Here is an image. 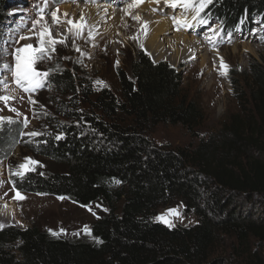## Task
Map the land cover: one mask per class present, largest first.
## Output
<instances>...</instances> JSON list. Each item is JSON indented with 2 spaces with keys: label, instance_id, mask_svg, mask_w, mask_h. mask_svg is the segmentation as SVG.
<instances>
[{
  "label": "trees",
  "instance_id": "1",
  "mask_svg": "<svg viewBox=\"0 0 264 264\" xmlns=\"http://www.w3.org/2000/svg\"><path fill=\"white\" fill-rule=\"evenodd\" d=\"M6 4L0 0V22ZM201 17L226 31L239 20L247 28L264 20V0H211ZM118 76V93L102 88L94 112L67 113L73 123L62 135L39 143L54 171L10 177L21 193L102 201L110 212L92 224L94 241L2 228L0 264H264V71L253 69L247 105L218 132L178 147L150 135L160 125L200 135L205 112L184 93L182 73L139 51ZM55 80L75 92L69 73ZM176 203L197 217L194 225L156 220L159 208Z\"/></svg>",
  "mask_w": 264,
  "mask_h": 264
},
{
  "label": "rangeland",
  "instance_id": "2",
  "mask_svg": "<svg viewBox=\"0 0 264 264\" xmlns=\"http://www.w3.org/2000/svg\"><path fill=\"white\" fill-rule=\"evenodd\" d=\"M57 1L7 0L0 22V80L8 83L7 90L0 85V95L13 97L7 106L0 101V117H8L13 121L0 122V206L5 202L13 203L24 225L22 228L0 225V229L25 231L38 228L68 241L93 242L92 224L109 214V208L102 201L82 206L59 197L34 193L19 192L24 199H17L15 197L18 191L10 184V177L17 176L13 174L17 166L25 163V157H31L39 162L31 165L33 170L41 173L54 171L57 167L38 155L36 149L39 143L47 136L62 135L59 129L64 124L73 123V118L68 117L67 113L92 112L91 102L102 88L107 87L118 93L119 70H126L128 62L139 51L146 52L155 63L166 62L177 68L184 76V93L205 112V121L196 138H192L181 125H160L150 137L159 146L197 145L200 138L218 132L234 113L241 110L242 103L247 105L249 75L255 67L264 71V20L257 17L247 28L239 20L235 28L226 31L218 23H199L201 19L208 22L210 17L205 19L200 14L194 20L193 11H185L180 6L171 7L165 1H159L154 4L155 7V0H142L145 4L138 2L139 0ZM129 4L136 6L129 7ZM142 6L146 9L140 12V8L143 10ZM147 6L152 13L147 11ZM53 12H56V20L51 15ZM161 16L168 17L173 22L174 17H179L181 21L173 32L160 35V42L168 41L165 50L171 51V48L174 51L176 49L173 47L180 46L175 35L183 31L189 38H196L200 42L199 48L203 47V50L181 51L176 62L155 59L150 55L145 48L151 32L150 26ZM35 20L40 23L33 27ZM68 20L77 25L83 24L84 27L79 32L76 29L70 31L72 25L67 23ZM150 22L151 25H148ZM45 28L50 30L52 38L64 42L55 44V51L47 52L49 58L35 64L39 70H52L46 85L34 92H25L15 84L12 71L2 66L8 64L14 68L15 49L22 48L25 44L37 45L39 33ZM210 29H215V33ZM21 35L30 38L19 40ZM221 58L228 65L226 75L222 74L224 69L221 67ZM66 72L70 74L72 81L76 80L73 93L65 81L55 80ZM9 107L16 111H9ZM34 131L42 134L27 135ZM177 206L180 216L166 217L174 226H191L197 222L194 214L184 212L182 203L159 208L157 216ZM85 226L90 229V234L84 231ZM53 232L57 234L53 235ZM10 251L13 253L12 248ZM16 255L18 256L17 253Z\"/></svg>",
  "mask_w": 264,
  "mask_h": 264
},
{
  "label": "snow or ice",
  "instance_id": "3",
  "mask_svg": "<svg viewBox=\"0 0 264 264\" xmlns=\"http://www.w3.org/2000/svg\"><path fill=\"white\" fill-rule=\"evenodd\" d=\"M139 2H142V0H139ZM156 3H159V0H155ZM166 3H169L171 7H183L185 11H193L195 15L193 16V19L196 20L198 17H200L201 12L204 10L206 5L211 2V0H165ZM136 6L135 4H129V7ZM59 10L57 9L56 12ZM56 12L51 13L52 17L54 20L57 19ZM65 16H67V13H65ZM83 19V18H81ZM134 19H139V17H134ZM174 21L177 24H180L181 21L177 20L175 17L173 18ZM58 22V20H57ZM39 20H35L33 22V27L35 25L39 24ZM68 24L72 25V28H70V31L72 29H76L77 32L81 31L82 28L84 27L83 24H74L72 20L67 21ZM199 23L205 24L207 23L206 20H199ZM146 27V25H145ZM215 33V29H210ZM30 37H25L23 35L19 36V40H25L29 39ZM39 43L37 45H32V44H25L22 48H16L15 49V65L14 68H12L8 64H4L2 67L4 69H9L13 73V79L16 85L20 86L23 88L25 92L29 91H36L39 88H42L46 85L47 82V77L51 74L52 70L49 69L47 71H42L39 70L35 67V64L37 61H41L47 57V52L48 51H55V48L53 47L57 43H63L64 41H57L51 36V32L49 29L45 28L43 31L39 33ZM210 39V38H209ZM143 47V45H141ZM77 51H80V49H76ZM23 53V55H21ZM67 59V57H65ZM119 64V61H117V65ZM221 67L224 69L222 74H227L228 70V65L226 63H223V58H221ZM98 83H102L99 82ZM0 85L3 86L5 90L8 89V83L4 80H0ZM10 99H13V97L7 96V95H0V101H3L4 104L7 106L8 101ZM9 111L15 112L16 109L9 107ZM7 120L8 123H13L11 118L8 117H0V122H3ZM25 127H27V122L25 119ZM42 133L39 132H31L28 133L27 135L30 136H38L41 135ZM25 163H22L17 166V170L13 172L14 175L20 176L23 178V176L26 174L27 171L33 170L31 165H35L39 163L38 161L32 160L31 157H25ZM119 183V181H117ZM17 199H24L23 196L20 195L19 192H17L16 197ZM59 199H64V197H59ZM171 216H180L179 212V206L177 208H171L167 209L165 213L160 214L159 216L156 217L157 220L168 224L169 227L174 226L171 223L170 219H167L166 217H171ZM52 232V230H49ZM63 231V229H61ZM84 231L88 234H90V229L88 226H85ZM53 235H56L57 233L53 232ZM75 235H78L79 233H74Z\"/></svg>",
  "mask_w": 264,
  "mask_h": 264
},
{
  "label": "bare ground",
  "instance_id": "4",
  "mask_svg": "<svg viewBox=\"0 0 264 264\" xmlns=\"http://www.w3.org/2000/svg\"><path fill=\"white\" fill-rule=\"evenodd\" d=\"M159 1H165V0H159ZM145 2H146V0H145ZM148 2H150V0ZM154 4H156V2L153 3V6H154ZM136 5H137V3H136ZM142 8H143V6H142ZM148 8L149 9L147 11L148 12L150 11V13H152V11L150 10V7H148ZM145 9H146L145 6H144L143 10L140 8V12L144 11ZM176 19L179 20V17H177ZM148 25H151V22H150V24L148 23ZM175 26L177 27V23L176 22H173L172 20L168 19V17L167 18H162V16L159 17L157 22L154 21L152 23V25L150 26L151 27L150 28L151 32L149 33V36H148V39H147V47H145V48H147L148 53L150 55H152L153 57H155V59L156 58H158V59L162 58V59H169L172 62H176V60L179 58V55H180L181 51L184 53L186 51L190 52L191 50H196V49L197 50H203V47H201L202 49L199 48L200 47L199 46L200 42L196 38H192L191 39V38H189V36H186L183 33L184 31L182 32L183 34L181 32H177L178 29H176L177 34L175 35V38H176V41H177L178 45L180 43V46L173 47V48L176 49L174 51H172V49L170 48V50L172 52L168 51L169 49L165 50V46H166V44H168V41H166L164 43H162V41L160 42V35L163 34V33L167 34V33L173 32L172 30L174 29ZM146 31H147V33L149 32L148 29ZM145 38H147V37L145 36ZM175 38L173 40H175ZM254 38H255V36H254ZM176 41H174V42H176ZM0 225H14L16 227H21V228L24 226L23 222L20 220V217H19V214L17 212V209H16V207H15V205L13 203L5 202V203H2V205L0 206Z\"/></svg>",
  "mask_w": 264,
  "mask_h": 264
}]
</instances>
